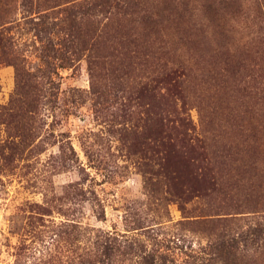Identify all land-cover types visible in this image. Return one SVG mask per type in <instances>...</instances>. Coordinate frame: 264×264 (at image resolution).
I'll use <instances>...</instances> for the list:
<instances>
[{
	"label": "rangeland",
	"instance_id": "374dc122",
	"mask_svg": "<svg viewBox=\"0 0 264 264\" xmlns=\"http://www.w3.org/2000/svg\"><path fill=\"white\" fill-rule=\"evenodd\" d=\"M159 8L0 0V264H264V0Z\"/></svg>",
	"mask_w": 264,
	"mask_h": 264
},
{
	"label": "trees",
	"instance_id": "16d2710c",
	"mask_svg": "<svg viewBox=\"0 0 264 264\" xmlns=\"http://www.w3.org/2000/svg\"><path fill=\"white\" fill-rule=\"evenodd\" d=\"M125 5L128 7L132 6L133 11H139L140 13H143V20L146 23L153 24L156 22V19H158V16L160 14L159 6H164L167 3V0H123ZM169 2H173V0H169ZM130 5V6H129ZM145 14V15H144ZM153 16L156 17V19L153 18ZM109 238V237H108ZM116 239V238H115ZM117 240V239H116ZM119 242V241H118ZM118 245L120 247L129 245L126 249H122L121 253L122 256H126V259L124 258L122 262L128 261V264H165L163 260H158L157 258H161V255L150 253L149 251L142 250L139 252L140 247L139 245L135 249L134 246H131V241H121ZM136 243L134 242V245ZM111 246L107 244V248ZM114 249L112 250V252ZM117 251V250H116ZM137 251V252H136ZM111 251H108L107 255H110L112 253ZM120 253V252H119Z\"/></svg>",
	"mask_w": 264,
	"mask_h": 264
}]
</instances>
